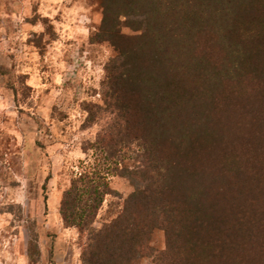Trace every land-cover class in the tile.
Segmentation results:
<instances>
[{
    "label": "trees",
    "instance_id": "trees-1",
    "mask_svg": "<svg viewBox=\"0 0 264 264\" xmlns=\"http://www.w3.org/2000/svg\"><path fill=\"white\" fill-rule=\"evenodd\" d=\"M100 2L95 38L123 60L88 117L109 116L93 147L111 169H84L61 200L82 259L264 264V0ZM111 172L142 185L97 227L119 195ZM156 229L162 250L150 244Z\"/></svg>",
    "mask_w": 264,
    "mask_h": 264
},
{
    "label": "rangeland",
    "instance_id": "rangeland-1",
    "mask_svg": "<svg viewBox=\"0 0 264 264\" xmlns=\"http://www.w3.org/2000/svg\"><path fill=\"white\" fill-rule=\"evenodd\" d=\"M102 18L100 0H0V264H87L60 205L84 169H111L93 147L109 116L88 125L89 108L104 104L106 76L123 60L95 38ZM108 177L119 195L106 197L97 227L112 202L142 185ZM165 239L156 229L150 244L162 250Z\"/></svg>",
    "mask_w": 264,
    "mask_h": 264
}]
</instances>
